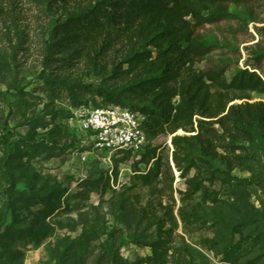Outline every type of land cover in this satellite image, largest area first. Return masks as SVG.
Instances as JSON below:
<instances>
[{
    "label": "rangeland",
    "instance_id": "1",
    "mask_svg": "<svg viewBox=\"0 0 264 264\" xmlns=\"http://www.w3.org/2000/svg\"><path fill=\"white\" fill-rule=\"evenodd\" d=\"M136 1L149 0H0V264H264V129L242 121L264 117L262 88L205 80L231 100L206 119L216 137L197 136L196 106L195 132L151 128L140 153L94 150L75 124L79 110L104 105L150 122L157 93L194 90L208 71L224 69L229 83L247 69L264 82V0L211 9L235 17L196 30L216 46L202 60L189 56L176 15L131 17ZM94 7L117 21L116 39L103 29L98 47H62L55 25ZM155 77L159 90L142 85ZM175 137L192 166L171 161L168 186L157 185L150 154L166 147L172 158Z\"/></svg>",
    "mask_w": 264,
    "mask_h": 264
},
{
    "label": "trees",
    "instance_id": "2",
    "mask_svg": "<svg viewBox=\"0 0 264 264\" xmlns=\"http://www.w3.org/2000/svg\"><path fill=\"white\" fill-rule=\"evenodd\" d=\"M58 1L67 2L68 0ZM223 1L228 0L136 1L130 7L129 12L131 14L129 16H139L149 21H160L164 16L176 15L175 22L178 24V28L182 30L184 39L189 43L186 48L189 56L202 60L212 53L216 46L213 43L201 42L197 38H194L196 30L204 25L220 23L235 17V15L225 11L211 10L214 7H218ZM97 18L104 24L102 28H100L98 22L94 21ZM103 29L111 32L109 37L113 38L115 37L114 33L119 30V27L113 17H109L105 12L96 7L85 10L81 14L68 13L64 16L62 23L54 27V30L60 35L62 40L61 46L69 49H79L87 43L92 47H98L100 45V39L103 36ZM122 30L126 31L127 28ZM138 54L143 53L133 54V58ZM168 54L167 49L160 52V60H164L165 55ZM166 65L167 62L163 63L162 66L165 67ZM224 76V69L208 71L205 73V78L198 81V85L194 90L183 89L181 92L165 90L157 93L151 99L150 105L145 107V112L149 114L148 119H150V122H143V127L148 137L151 128L158 129L164 126L169 127L173 132H176L178 129H183L186 132H195L194 116L196 115V106L201 110L200 116L203 118L198 120L199 134L197 136L199 138L203 137L205 140L216 137L215 132L217 129L214 127V123L206 119H214L225 113L228 103L231 100L227 101L222 94H218L214 90L212 91L210 84L205 80L225 86L226 88L242 90H258L262 88L264 91V82L256 71H249L247 69L240 71L229 83L223 81ZM162 82L163 80L160 77H155L153 79H146L142 85L148 88L154 87L156 90H159ZM177 96H180V101L175 105L174 99ZM120 107L132 109L127 106ZM220 120L221 123L222 119ZM242 121L248 132H256L264 129V117L256 113H249L247 116H243ZM182 139V137H175L172 158H170L169 148L166 150V147L159 151L157 156L156 154L155 156H152V153L150 154V158L154 160L150 171L157 185L165 183L164 186H168L165 181L166 179L163 177V168L164 166L171 168V161L180 171L191 168L192 157L189 155L188 148L180 142ZM149 150H151L150 147L146 151L149 152ZM126 153L132 154L129 151Z\"/></svg>",
    "mask_w": 264,
    "mask_h": 264
},
{
    "label": "built area",
    "instance_id": "3",
    "mask_svg": "<svg viewBox=\"0 0 264 264\" xmlns=\"http://www.w3.org/2000/svg\"><path fill=\"white\" fill-rule=\"evenodd\" d=\"M143 122L136 111L120 106L85 107L75 115L83 143L108 153L143 152L150 143Z\"/></svg>",
    "mask_w": 264,
    "mask_h": 264
}]
</instances>
